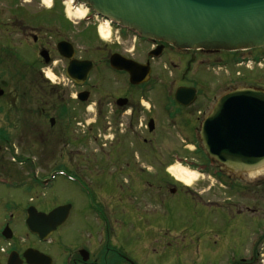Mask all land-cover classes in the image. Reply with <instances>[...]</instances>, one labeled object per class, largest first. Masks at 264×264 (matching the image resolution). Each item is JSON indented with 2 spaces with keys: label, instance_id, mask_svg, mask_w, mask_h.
Here are the masks:
<instances>
[{
  "label": "flooded vegetation",
  "instance_id": "af4514ba",
  "mask_svg": "<svg viewBox=\"0 0 264 264\" xmlns=\"http://www.w3.org/2000/svg\"><path fill=\"white\" fill-rule=\"evenodd\" d=\"M43 5L46 9L38 0H0V190L5 191L0 193V264H149L154 248L149 242V186L155 178L149 173V133L155 130H150L151 121L156 127L157 98L168 101L161 108L174 119L180 115V121L199 125L197 143L184 147L194 146L197 157L205 153L202 124L219 101L208 113V107L201 109L202 83L217 82L216 72H211L217 67L259 68L264 47L181 49L106 21L82 0L72 5V11L87 12L79 21L72 20L62 1ZM99 20L109 24L108 39L100 35ZM114 29L119 37L111 39ZM115 55L122 63L138 65L136 77L145 81L133 84L128 71L115 69ZM156 65L162 66V74L166 69L175 73L163 97L155 93L159 84L152 82ZM263 69L251 70L257 77L253 86L232 91H264ZM245 71H226L228 77L218 88L249 83ZM11 84H18L19 91ZM179 90L187 91L182 103L176 99ZM14 149L23 152L18 159L10 157ZM154 164L161 168L169 163ZM209 164L218 167L213 160ZM178 182L166 180L165 186H172L173 195H189V187ZM57 183L72 185L83 207L77 208L73 200L56 204L38 198ZM10 190L22 192L23 198L19 193L8 196ZM26 194L31 195L27 200ZM196 196L193 202L199 201L206 211L217 205L203 202L204 192ZM62 206H70L65 221L49 228L51 220L42 216ZM205 216L208 224L189 230L191 243L203 244L205 251L225 250L233 243L249 248V242H233L225 231L215 229L211 214ZM139 229L146 233L145 240H138ZM263 238L244 250L247 258L232 264L264 263V248L258 246Z\"/></svg>",
  "mask_w": 264,
  "mask_h": 264
},
{
  "label": "rangeland",
  "instance_id": "374dc122",
  "mask_svg": "<svg viewBox=\"0 0 264 264\" xmlns=\"http://www.w3.org/2000/svg\"><path fill=\"white\" fill-rule=\"evenodd\" d=\"M38 1H40L42 9H46L43 5L44 0ZM45 2L50 5L47 0ZM54 2L61 4L60 0ZM70 17L73 21L83 19ZM105 23L106 21L99 20L97 26L106 28ZM118 35L116 29H114L111 39L119 37ZM253 68L260 70V68H264V64L262 63L259 68L256 64H248L242 67H233L230 70L221 67L212 70V75L213 71L214 74L216 72L218 78L215 81L217 82L213 83L209 79L206 84L205 82L202 83L200 87L202 95L201 109L204 110L208 107L206 110L208 113L210 108L214 107L216 101L220 100L224 94H228L235 88L253 86L251 83L257 78L250 75ZM161 69V65L155 66L152 81L154 84H159L155 91V93H159L158 97L165 96V89L169 86L167 84H174L175 79V73L172 76L171 70L166 69L162 74ZM235 70H246V78L249 83L234 82L229 83V87L218 88L226 81L228 75H232ZM226 71H229L228 75ZM11 87L19 91L18 84H11ZM150 96L152 97L154 94ZM205 98L208 100L206 101ZM157 101L159 108L153 111L156 118V127L152 134L149 133V173L151 172L152 177H155L152 187L149 186V242H152L154 247L152 255H149V264H232L243 256L247 258V253L243 254L246 246L241 248L237 243H233L231 247L225 250L209 248L207 249L209 251H205L206 247L203 244L190 242L192 239L189 230H192L194 226L208 224L209 220L206 216L204 217V214H211L212 221L210 224L215 229L225 231L233 242L242 241L244 242L243 245H248L249 242L247 250H250L254 242L260 241V238L264 236V167L238 176V174L228 173L225 168L219 165L216 167L215 164H209L211 160L204 152L197 155V157L194 156L196 154L193 151L194 146H191L192 149L190 150L184 147L197 143L199 125L189 121H180L179 119L183 118L180 115H177L174 119L171 111L167 113L161 108L164 102L167 103L168 101L160 98H157ZM21 154H23L22 151L14 149V151L11 150L10 157L18 159ZM183 158H188V161L182 160ZM158 161L169 163L165 165H168V167L173 164H181L199 173L197 181L194 182L191 188L189 187V192H187L189 195L180 191L177 195L171 194L170 189H172V186L166 187V180L175 183L178 181L168 173V169L165 172V166L161 168L155 166L154 162ZM159 187L162 189L160 190ZM74 189L70 184L57 183L46 192L38 193V198L56 204L73 200L76 207L80 209L83 207V200L75 195ZM3 192L5 191L0 190V193ZM203 192L206 194V196H203V202L208 200L213 203L217 202V205L212 207L213 209L209 208L211 212L201 207L199 201L195 203L192 200L197 199L196 195ZM7 193L10 197L17 196L19 193L20 199L23 198V193L20 191L10 190ZM30 197L31 195H25L26 200ZM228 199L231 200L229 203H227ZM247 207L249 211H246ZM236 210L245 211L246 216H238ZM225 214L231 217L224 216ZM235 215L237 216L233 218ZM197 216H201L200 220L197 219ZM261 227L262 229L258 231ZM145 238L146 233H142V230L139 229L138 240L142 241ZM213 238L214 240L218 239L214 236ZM212 245L210 244V246ZM258 246L264 248V238ZM185 247H191V249L183 252ZM247 250L245 251L247 252ZM262 253H264V250Z\"/></svg>",
  "mask_w": 264,
  "mask_h": 264
},
{
  "label": "water",
  "instance_id": "95a60500",
  "mask_svg": "<svg viewBox=\"0 0 264 264\" xmlns=\"http://www.w3.org/2000/svg\"><path fill=\"white\" fill-rule=\"evenodd\" d=\"M82 1L110 22L181 49L239 51L264 47V0ZM118 58L115 55L111 59L115 69L128 71L133 84L145 81L136 77L138 65L122 63ZM186 92H177L179 103ZM154 128L151 121L150 130ZM201 143L210 159L231 172L263 168L264 91L247 88L224 95L202 124ZM69 209L62 206L42 217L51 220L49 228L55 229L65 221Z\"/></svg>",
  "mask_w": 264,
  "mask_h": 264
},
{
  "label": "bare ground",
  "instance_id": "6f19581e",
  "mask_svg": "<svg viewBox=\"0 0 264 264\" xmlns=\"http://www.w3.org/2000/svg\"><path fill=\"white\" fill-rule=\"evenodd\" d=\"M50 5L53 3L51 0H47ZM71 1L67 5L68 15L72 17H76L79 19H82L86 15V11L83 9H77L72 13L71 10ZM44 4L49 7L50 5H47L45 0ZM108 29V30H107ZM100 35L103 37V39H108L111 32L109 30V24L106 23V28H103L102 26L99 29ZM168 173L175 178L177 181L181 182L187 187H190L194 184L195 181L199 178V173L195 170H191L188 167L181 165V164H173L170 167H168Z\"/></svg>",
  "mask_w": 264,
  "mask_h": 264
}]
</instances>
